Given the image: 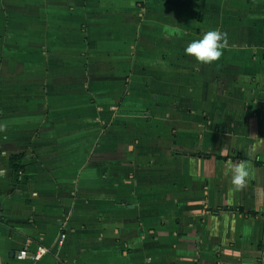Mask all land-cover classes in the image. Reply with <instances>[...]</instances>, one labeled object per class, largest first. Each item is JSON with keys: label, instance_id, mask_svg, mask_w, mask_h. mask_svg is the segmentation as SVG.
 <instances>
[{"label": "crops", "instance_id": "obj_1", "mask_svg": "<svg viewBox=\"0 0 264 264\" xmlns=\"http://www.w3.org/2000/svg\"><path fill=\"white\" fill-rule=\"evenodd\" d=\"M0 264H264V0H0Z\"/></svg>", "mask_w": 264, "mask_h": 264}, {"label": "clouds", "instance_id": "obj_2", "mask_svg": "<svg viewBox=\"0 0 264 264\" xmlns=\"http://www.w3.org/2000/svg\"><path fill=\"white\" fill-rule=\"evenodd\" d=\"M221 34L216 30H208L199 38L193 39L184 49L185 55L192 56L196 61L205 64L218 60L221 56ZM231 167L230 183L236 188L245 185L249 176L247 165L244 162L233 164Z\"/></svg>", "mask_w": 264, "mask_h": 264}, {"label": "built area", "instance_id": "obj_3", "mask_svg": "<svg viewBox=\"0 0 264 264\" xmlns=\"http://www.w3.org/2000/svg\"><path fill=\"white\" fill-rule=\"evenodd\" d=\"M49 253V249L44 247V246H40L38 247L37 251L35 254H33L32 256H30V258L37 262L40 261L45 255H47ZM29 256L28 252L26 250H23L20 252V254L17 256L18 259H27Z\"/></svg>", "mask_w": 264, "mask_h": 264}, {"label": "trees", "instance_id": "obj_4", "mask_svg": "<svg viewBox=\"0 0 264 264\" xmlns=\"http://www.w3.org/2000/svg\"><path fill=\"white\" fill-rule=\"evenodd\" d=\"M22 155H14L11 158V167L16 171H20L23 169V165H22Z\"/></svg>", "mask_w": 264, "mask_h": 264}, {"label": "rangeland", "instance_id": "obj_5", "mask_svg": "<svg viewBox=\"0 0 264 264\" xmlns=\"http://www.w3.org/2000/svg\"><path fill=\"white\" fill-rule=\"evenodd\" d=\"M240 5V4H239Z\"/></svg>", "mask_w": 264, "mask_h": 264}]
</instances>
